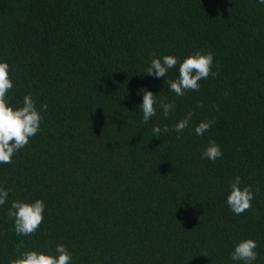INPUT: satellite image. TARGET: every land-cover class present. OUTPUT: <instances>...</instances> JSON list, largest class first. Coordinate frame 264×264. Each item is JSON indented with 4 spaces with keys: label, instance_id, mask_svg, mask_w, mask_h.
I'll list each match as a JSON object with an SVG mask.
<instances>
[{
    "label": "trees",
    "instance_id": "obj_1",
    "mask_svg": "<svg viewBox=\"0 0 264 264\" xmlns=\"http://www.w3.org/2000/svg\"><path fill=\"white\" fill-rule=\"evenodd\" d=\"M213 54L199 91L177 96L145 74L153 58ZM0 62L9 106L31 95L40 131L0 164V264L22 252L71 253V264H243L234 247L258 244L264 264V4L258 0H0ZM142 89L157 96L143 121ZM176 108L164 117L159 102ZM200 104L202 107H197ZM218 109V110H217ZM189 111L182 133L170 129ZM214 121L202 136L194 129ZM209 140L221 148L202 159ZM236 176L254 193L234 214ZM257 188L259 191L257 192ZM45 205L34 235L14 231L13 201Z\"/></svg>",
    "mask_w": 264,
    "mask_h": 264
},
{
    "label": "clouds",
    "instance_id": "obj_2",
    "mask_svg": "<svg viewBox=\"0 0 264 264\" xmlns=\"http://www.w3.org/2000/svg\"><path fill=\"white\" fill-rule=\"evenodd\" d=\"M258 3L264 4V0H258ZM178 78L167 81L170 91L177 96H184L188 91H199L202 79H207L212 72L213 54L211 52L202 53L197 51L189 55L182 62L178 57L166 55L161 58H153L150 65L145 69V74L156 78L165 77L169 69L177 66ZM13 88V83L9 76V65L6 62H0V164L12 163V157L28 143L30 138L40 131V123L43 119L41 112L47 111V105L42 104L40 111L36 109V101L31 95H26L23 99V106L13 109L9 106L7 93ZM143 101L140 108L143 112V121L148 123L157 112V96L151 91L142 89ZM164 117H168L176 108L173 102H159ZM197 107H202L198 104ZM218 110V109H217ZM193 112L189 111L187 115L176 123L171 129L168 126L161 128L154 126L152 128L153 136H160L169 131L182 133L189 127V122ZM214 121H202L194 129L196 135L202 136L208 131ZM222 156L220 146L214 141L209 140L207 147L201 154L202 159L215 161ZM241 179L236 176L230 183V192L226 198L229 209L236 215H241L252 207L254 193L250 186L241 187ZM9 189L0 187V206L4 205L9 195ZM257 192L259 189L257 188ZM45 205L42 200H36L34 203L13 201L8 210V215L14 220V231L18 235H34L39 226L43 223V213ZM258 244L255 240H241L231 253L233 261H242L243 264H252L257 259L256 249ZM56 255L40 253L36 251L22 252L19 258L9 261V264H71V253L64 245H57Z\"/></svg>",
    "mask_w": 264,
    "mask_h": 264
}]
</instances>
